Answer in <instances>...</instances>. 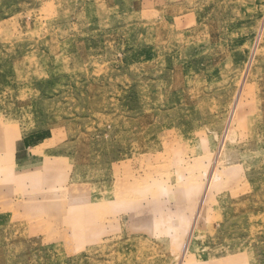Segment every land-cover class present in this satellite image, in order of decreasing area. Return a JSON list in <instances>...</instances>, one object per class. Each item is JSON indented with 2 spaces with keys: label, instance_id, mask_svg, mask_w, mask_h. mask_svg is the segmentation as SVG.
Instances as JSON below:
<instances>
[{
  "label": "rangeland",
  "instance_id": "1",
  "mask_svg": "<svg viewBox=\"0 0 264 264\" xmlns=\"http://www.w3.org/2000/svg\"><path fill=\"white\" fill-rule=\"evenodd\" d=\"M0 264H264V0H0Z\"/></svg>",
  "mask_w": 264,
  "mask_h": 264
}]
</instances>
